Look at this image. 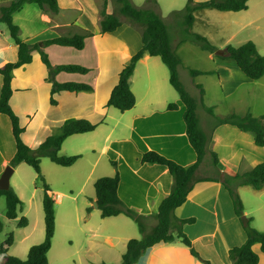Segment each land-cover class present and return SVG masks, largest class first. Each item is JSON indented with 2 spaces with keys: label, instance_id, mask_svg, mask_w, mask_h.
<instances>
[{
  "label": "crops",
  "instance_id": "obj_1",
  "mask_svg": "<svg viewBox=\"0 0 264 264\" xmlns=\"http://www.w3.org/2000/svg\"><path fill=\"white\" fill-rule=\"evenodd\" d=\"M10 1L12 0H0V5ZM69 1L75 3L76 0ZM102 2V0L97 2L99 8L97 20L101 19ZM32 7L35 9L33 12H31ZM60 7H63L61 0L59 11L56 14H51L42 11L36 3H25L19 11L12 15L14 22H16L15 16L19 20L17 25L20 29V37L29 43H34L42 41L41 39L81 32V29L86 30L85 26V28H79V26L70 25L69 21L61 20L58 17ZM24 31L26 32L25 37L23 36ZM99 31H101L100 28L91 30V35L84 39V47L80 50L71 46L55 44L44 49L52 65L72 63L88 67L89 71L84 74L60 71L55 74L54 78L58 82L87 83L92 86L91 91H60L51 95V82L47 79L48 68L41 61L40 54H36V52H32V61L29 64L12 72L13 93L9 102L18 115L20 124L25 128L22 139L31 148L37 147L69 118H83L96 124L94 130L70 135L61 145L60 155H80V157L74 164L62 166L68 171H72L71 177L69 175L67 181L61 179L60 183H56L57 187L54 189L50 187L55 206V231L47 253L49 264H120L123 249L113 248L112 240L118 237L123 238L122 241H125L126 248V243L131 237H140L138 228V234H136L134 227L125 231L130 235L122 237L107 231L105 223L112 224L114 221L106 219L117 218L123 214L103 218L100 210L93 206L95 194L86 191L87 184L93 183L101 175L113 176L117 170L120 176L117 188L118 196L128 207L146 216V225L151 228L156 223L155 214L161 200L172 189L173 179L166 166L142 163L140 161L141 154L145 151H155L183 166H189L196 161L195 151L186 135L183 119L185 105L170 84L168 67L159 56L145 53L136 62L129 79L130 88L135 96V104L131 109L121 112L112 106H107L109 94L124 65L120 68L110 64L112 73L104 78L102 54L108 52V49H102L100 46L97 39V36H100ZM43 33H45L44 37H38ZM175 51L178 54L177 49ZM206 52L209 53L208 59L215 61L212 58L213 53ZM132 55V53L127 54L129 58ZM16 59L17 47L10 38L8 28H0V66ZM234 63L228 59L220 58L216 60L214 69L201 71L214 70L206 75L214 77L218 84V90L216 87L213 89L216 93L221 94V100L236 95V104H242L243 108H247V112L256 117L264 115L256 108L249 107L250 99L259 103V101H254L256 91L264 93V75L259 79L249 80L244 74H241L242 72H239L240 69ZM207 82L204 85L197 84L204 87V95ZM209 82L211 85L214 84L211 79ZM1 86L2 77L0 76V89ZM51 96L56 100L55 104H50ZM216 98L218 100L217 94L210 99L206 97V103L216 104L218 109ZM172 102L177 107L170 110L167 106ZM242 109L236 110L239 113ZM247 112L242 113L244 115ZM199 123L200 126H207L211 123V119L206 113L204 116L200 112ZM210 149L217 155L218 167L212 164L210 156H206L198 169L200 176H215L217 169L222 172L235 173L239 172L241 168L251 169L258 163L264 162V145H256L252 132L243 131L231 124H220L213 129ZM14 152L15 142L10 120L6 115L0 114V176L5 167L9 165ZM105 155L106 157H104ZM102 159L108 160V162L116 161L117 167L110 165L109 168H102ZM24 164L27 165L19 163L13 167L12 174L14 175L16 172L28 173L27 168L22 166ZM94 172L102 174L95 178L92 177ZM11 179L12 177H10V185L12 184ZM29 179H31L29 174L27 179L15 178L12 188L18 197L26 196L30 202L36 193L31 190L28 194ZM75 180H78V185L72 186ZM48 185L51 186L50 183ZM248 186L242 185L239 189L250 191L246 188ZM252 189L256 191V195L264 193V186L258 190ZM231 204L230 197L221 182L203 181L194 185L186 201L174 211V216L178 219L194 217L196 221L203 216L206 219L212 218L215 222L212 230H193L189 224L184 226V231L193 244L199 243L207 248L210 245L209 242L216 241L214 240L215 236L218 241L222 240L217 229L220 222L225 223L227 227L236 223ZM88 208L89 210H87ZM260 209V204L257 208L251 207V209L244 205V213L253 219L260 220L259 227L264 229L261 227L264 225V213L260 212ZM118 219V224H127L125 220ZM28 223L25 227L28 226ZM236 231L238 232L236 239L242 243L245 238L242 236L241 228L240 231L236 228ZM58 233L62 238L61 236L57 238ZM44 234L45 231L40 230L37 239L28 243L24 251L28 253L31 245L42 242ZM24 237L25 235H23ZM204 239L206 240L203 241ZM60 241H65L69 248H63L70 251L57 257L52 252L56 244L60 245ZM3 245L5 246V243ZM122 246L124 248V244L120 243V248ZM224 246L226 253L230 246L229 244H224ZM253 249L258 254L257 264H264V253L260 251L259 244H254ZM6 256L3 254L0 264H3ZM111 258H114L113 263L109 261ZM135 264L203 263L191 255L188 247L180 239L174 238L172 241L159 242L147 248L137 258ZM221 264H232L226 254H224Z\"/></svg>",
  "mask_w": 264,
  "mask_h": 264
},
{
  "label": "trees",
  "instance_id": "obj_2",
  "mask_svg": "<svg viewBox=\"0 0 264 264\" xmlns=\"http://www.w3.org/2000/svg\"><path fill=\"white\" fill-rule=\"evenodd\" d=\"M248 1L205 0L194 3V0H187L184 8V26L186 30L192 28L196 12L205 9L242 11L248 8ZM116 2L119 4L120 14L142 26L141 47L119 71L117 82L107 99V106H112L121 112L131 109L135 104V96L130 88L129 79L134 71L136 62L145 53L151 56H159L168 67L170 84L177 91L181 101L185 105L183 119L186 135L196 154V161L189 166H183L155 151H145L141 154L140 161L142 163H155L166 166L173 179L172 189L161 200L155 214L156 223L149 230L146 225V216L128 207L118 196L117 188L120 176L117 170L113 176H103L95 180L93 184L95 201L101 216L105 218L118 214L126 215L137 224L140 233L139 238H130L127 241L120 264H135L137 258L147 248L159 242L172 241L174 238L180 239L188 247L191 255L199 259L203 264H211L198 253L193 247L192 241L184 232V225L192 224L196 219L194 217L178 219L174 216V211L186 201L194 185L203 181L222 183L231 199L234 214L239 218L244 228L246 234L245 241L228 250L230 262L232 264H257L258 254L254 251L253 246L254 244H259L260 251L264 253V231L251 226L252 217L244 214V206L238 193V187L249 185L257 190L262 188L264 186V162L258 163L252 169L243 173L222 172L217 169L215 176H200L198 175V169L206 153H209L212 164L218 167L217 155L210 149L211 134L217 125L231 124L243 131H250L253 133L256 145L263 146L264 115L256 117L249 112L244 115H238L234 112L225 116L216 115L213 107L205 105L202 95L204 90L201 85H197L199 97H195L190 95L182 84L178 75V67L181 60L172 45V38L168 27L159 14L150 8H138L130 0H116ZM25 3H36L41 10L51 14H56L59 11L58 0H12L0 5V23H4L7 26L10 38L17 47V59L0 66V76L2 77L0 114H4L9 118L15 142V152L9 165L15 167L19 163H26L32 166L37 175V180L43 189L42 207L45 234L42 242L30 246L25 259L14 255H7L3 264H49L47 253L51 247L55 231L54 198L50 192V186L41 173V158L47 157L53 163L65 167L74 164L80 155H60L59 151L63 141L70 135L94 130L96 124L83 118H69L55 132L48 135L37 147L31 148L22 139L25 128L20 124L19 117L9 102L13 93L12 72L25 64H29L32 61V52L38 51L41 61L48 68L47 79L51 82V95L60 91H91L93 88L87 83L73 81L58 82L54 78L55 74L60 71L84 74L89 71L88 67L72 63L52 65L48 54L44 50L45 47L54 44L71 46L80 50L84 47V39L91 35V32L81 29V32L58 35L40 42L29 43L20 37L19 26L12 19L13 13L19 11ZM101 16L100 29L104 33L113 32L121 25L120 20L108 11V0L103 1ZM193 40L204 51L211 53L216 51V47L205 36L194 33ZM222 51L223 54L219 55L220 58L228 57L232 59L247 78L256 80L264 74V55L259 53L253 41L247 40L239 46L227 45ZM189 72L195 76L198 74H210L213 71H201L191 68ZM49 102L50 104H55L56 100L51 96ZM198 106L204 108L211 117L209 126H200L196 113ZM176 107L177 105L173 102L167 106L170 110L176 109ZM110 162L114 167H117L116 161L111 160ZM1 196L5 197L6 218H17L22 201L14 189L10 186L8 189H0ZM26 224V218L21 217L18 226L23 227ZM172 229H174L175 234ZM12 242L13 235L10 233L5 240V246H0V254L6 253L8 246Z\"/></svg>",
  "mask_w": 264,
  "mask_h": 264
},
{
  "label": "rangeland",
  "instance_id": "obj_3",
  "mask_svg": "<svg viewBox=\"0 0 264 264\" xmlns=\"http://www.w3.org/2000/svg\"><path fill=\"white\" fill-rule=\"evenodd\" d=\"M61 1L63 7H60V12L58 16L60 17L61 20L67 22L69 21L70 25L72 24L74 26H79V28L87 27L86 30L89 31L93 29L99 30L100 20H101V19L97 20V14L99 13L97 2L99 0H97V2L96 0H76L75 3H71V1L69 0H61ZM130 1L134 6L138 8H150L154 10L166 23L170 36L172 38V45L173 47H175V49H177L178 55L181 60V63L178 67V75L182 84L184 85L185 89L189 92L190 95L199 97V88L197 87V84L201 83L204 85V83L208 81L206 85V94L205 95L204 93L202 94L204 95L203 101L206 106L213 107V111L216 115L225 116L233 112L238 115H243L242 112L248 111L247 108H243L242 104H236V95L221 100V94L219 92L216 93L215 90L213 89V87H216V89L218 90L217 88L218 84L215 81L214 77H208L209 75L206 74H201L203 76L194 77L190 74L189 69L191 68L199 69V70L214 69V64L216 60L220 59L219 56L220 54H218L217 51H222L227 45H232V46L241 45L247 40L253 41L259 53L264 55V0H249L248 8L242 11H218L215 9H205L200 12H196L194 14L195 21L192 25V28L189 30H186L184 26V17H185L184 8L187 3V0H130ZM201 1H205V0H194V3ZM58 2L60 4V0ZM34 10H35L34 7H32L31 12H33ZM108 11L110 13H113L120 20L121 25L113 32L104 33L102 31H99L100 36H97L100 46H102V49L103 48L108 49V52L102 54V69H103L104 78L106 76H110L112 73V67L110 66V64L112 66L115 65L114 67L119 66L121 68L122 65H126L129 62L130 58L127 56V54H131V53L134 54L140 49L141 31H142V26H140L138 23L133 22L128 17L120 14L119 4L116 2V0H108ZM100 15H101V9H100ZM15 21L16 22L14 21L13 22L16 24L19 21L17 16H15ZM0 28L2 29L7 27L4 23H0ZM25 33L26 32L24 31L23 32L24 37H25ZM194 33H198L202 36H205L216 47V51L212 55V58H214L215 61L208 59L209 53L203 51L200 48L199 44H197L193 40ZM44 36L45 33L39 35L38 37H44ZM177 41L178 43H175ZM33 52H36V54H38L37 51H33ZM222 58L228 59L232 61V63H234V61L228 57H222ZM239 72L241 73V71ZM209 79H211L214 82V84L211 85ZM216 94L218 97V100L216 98L218 109L216 104L210 105L206 103L207 99L215 97ZM254 101H259V103L253 102L252 99H250L249 107L252 108L254 107L257 109L258 112L264 113V93H259L256 91ZM235 108L236 109L243 108V109L240 110L241 112L238 113V111ZM200 112L203 113L204 116L205 113L207 114L204 108L198 106L196 111L198 120H199ZM209 118L211 119L210 116ZM209 125L210 123L207 126ZM205 126L206 125L201 127H205ZM56 130L57 129H55L54 132ZM206 156L207 157L210 156L209 153H206L205 157ZM104 157H106V155ZM110 161L108 162V160L106 161L105 159H102L101 160L102 168H109L110 165H112ZM22 166L23 168H27L28 173L16 172L14 173V175L12 174L13 176H11L12 177L11 182L13 184L15 178L27 179L29 174V177L31 179H29L30 181L29 184L27 185V192L29 194L31 190H34L36 194L31 198L30 202L28 201V198H26V196H22L23 199L19 197L22 201V206H21L22 210L20 209L18 211V216L15 219L6 218L5 197L4 196L0 197V246L5 243V240L8 237V235L12 233L13 242L10 246H8L7 252L4 254L14 255L21 259H25L27 256V252L24 251L25 246L28 243L35 241L38 237L40 230L44 231L45 227H44V219H43L44 212L42 207L43 189L39 181L36 179V174L32 166L28 164L27 165L24 164ZM112 167L114 166L112 165ZM40 169L42 175L45 178V181L48 184L50 183L51 189L56 188L57 187L56 183L57 182L60 183L61 179L67 181L68 176L72 172V171H68L65 167L63 168L62 166L51 162L47 157L41 158ZM248 169L250 168H247V170L241 168L237 173H243L245 171H248ZM212 173L214 175V170ZM99 174L102 173L94 172L92 174V177L96 178L97 175ZM101 177L103 176L101 175ZM94 182L93 183L90 182L89 184L86 185V191H89L92 194H95L94 186H93ZM12 184L10 185V187L13 186ZM76 185H78V180H75V182L72 183V186H76ZM246 188L250 191H242L238 187V193L242 200L243 206L245 205L246 207H248V209H251V207L257 208L260 204L261 206L260 212L264 213V193L261 195H256L257 194L256 191H254L251 187L248 186ZM231 207L233 210L232 204ZM54 210H55V206H54ZM21 217H25L28 220L27 221L29 222L28 226L26 227L18 226V222ZM118 218L125 220L127 224L126 223L118 224L119 222ZM235 218H236L235 219L236 223L232 226L229 225L227 227L225 223L222 222L219 223L217 229L219 233L218 235L222 239L221 241H218L217 236H215L214 240L216 241L209 242L208 244L210 245H208L207 248L201 246L199 243L196 244L192 243L193 247L198 251V253L204 259H207L211 264H221L222 260H224V254H226L228 257V251L226 250L225 253L224 244H229L231 248L233 246H238L245 241L246 234L241 224V221L236 215ZM106 220L114 221L112 224L105 223V225H107V231L116 233L117 235H120L122 237L124 235H130L125 231L134 227L136 230L135 231L136 234H138L137 224L130 217L126 215H121L117 218L112 217V219L110 218ZM259 221L260 220H258L257 218L256 219L252 218L251 226H253L258 230L264 231V229H261L259 227ZM214 223L215 222L212 220V218L206 219V217L203 216L198 218L195 224L192 223L189 225H191V228L193 230L208 231L213 229ZM261 227H264V225ZM236 228L239 231L240 228L242 230V236H244L245 238L242 243L238 242L236 239L238 234ZM149 229L150 228H148V230ZM172 231L175 234L174 229H172ZM23 235H25L24 238ZM58 236L60 238L61 235L58 233L57 238ZM138 237L134 236L131 238H138ZM122 240L123 238L120 237L113 239L112 245L113 248L123 249V253H124L125 241L123 242ZM205 240L206 239H204L203 241ZM120 243L124 244V248L123 246L122 248H120ZM63 247H66L67 249L69 248V246H66L65 241H60V245L56 244L52 253L53 254L55 253V255L58 257L59 255L63 256L64 253L70 251V250L68 251L64 250ZM2 256L3 254L2 255L0 254V260L3 259ZM109 261L113 263L114 258H111Z\"/></svg>",
  "mask_w": 264,
  "mask_h": 264
},
{
  "label": "water",
  "instance_id": "obj_4",
  "mask_svg": "<svg viewBox=\"0 0 264 264\" xmlns=\"http://www.w3.org/2000/svg\"><path fill=\"white\" fill-rule=\"evenodd\" d=\"M218 54H223V51H217ZM13 173V167L7 165L0 176V189H8L10 186V177ZM93 206L97 207L96 201L93 202Z\"/></svg>",
  "mask_w": 264,
  "mask_h": 264
}]
</instances>
